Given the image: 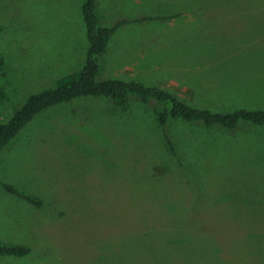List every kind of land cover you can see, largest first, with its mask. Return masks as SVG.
<instances>
[{"label": "rangeland", "instance_id": "rangeland-1", "mask_svg": "<svg viewBox=\"0 0 264 264\" xmlns=\"http://www.w3.org/2000/svg\"><path fill=\"white\" fill-rule=\"evenodd\" d=\"M82 1L0 0V121L85 63ZM178 2L98 0V9L101 23L113 25L180 10ZM210 12L126 24L101 75L160 85L198 106L264 107V19ZM170 132L181 148L191 141L203 147L204 163L196 166L209 173L213 164L215 190L264 196V128L231 137L172 122ZM177 163L151 107L137 99L126 110L104 97L46 110L0 152V240L31 248L25 256H0V264H245L216 257L214 231L227 228L225 217L168 210L152 165Z\"/></svg>", "mask_w": 264, "mask_h": 264}, {"label": "trees", "instance_id": "trees-1", "mask_svg": "<svg viewBox=\"0 0 264 264\" xmlns=\"http://www.w3.org/2000/svg\"><path fill=\"white\" fill-rule=\"evenodd\" d=\"M178 3H182L183 7L174 12L144 14L139 18L126 17L113 25H103L98 0H83L80 10L87 39L85 63L79 70L57 78L53 86L30 94L7 120L0 121V152L29 122L56 105L82 97H104L116 108L126 110L130 101L137 99L151 107L157 125L163 131L168 153L178 160L176 165H152L153 176L162 187V195L170 200L166 204L168 210L173 214L179 211L183 213V210L186 213V209L194 207L198 214L209 213L225 217L228 220L227 228L214 231L213 241L218 247L216 257L221 261L245 264H253L252 259L264 262L263 194L254 195V200H247L244 193L241 194L237 189L223 187L226 192H218L212 183L211 176L215 174L213 164L209 173L202 170V166H196V163H204L203 147L200 149L191 141L188 146L181 148L170 132L172 122H182L205 132L211 129L221 130L231 137L239 133L251 134L264 128V107L240 105L229 109H214L198 106L160 85L146 84L137 78L127 79L122 75H101L110 43L116 32L126 24L173 21L185 13L206 16L211 10L222 15L239 12L242 13L240 18L260 13L258 16L261 20L264 19V0H179ZM250 9L257 10V13L249 11ZM3 73L4 70L0 67V75ZM1 96L0 89V101ZM195 169L198 174L194 176ZM4 187L31 203L42 204L36 197L26 196L13 186ZM186 200L189 206H183ZM244 247L248 248L247 253L242 254ZM30 252L31 248L27 244L0 240V256H25Z\"/></svg>", "mask_w": 264, "mask_h": 264}]
</instances>
